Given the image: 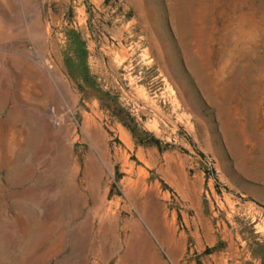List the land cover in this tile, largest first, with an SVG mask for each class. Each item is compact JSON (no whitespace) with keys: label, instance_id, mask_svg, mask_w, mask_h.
I'll list each match as a JSON object with an SVG mask.
<instances>
[{"label":"rangeland","instance_id":"1","mask_svg":"<svg viewBox=\"0 0 264 264\" xmlns=\"http://www.w3.org/2000/svg\"><path fill=\"white\" fill-rule=\"evenodd\" d=\"M130 259L264 264V0H0V264Z\"/></svg>","mask_w":264,"mask_h":264},{"label":"bare ground","instance_id":"2","mask_svg":"<svg viewBox=\"0 0 264 264\" xmlns=\"http://www.w3.org/2000/svg\"><path fill=\"white\" fill-rule=\"evenodd\" d=\"M144 212H146V211H144ZM145 214H146V213H144V215H145ZM146 217H147V214H146ZM148 217H151V216L149 215ZM152 217H153V216H152ZM149 220H150V218H149ZM151 220H152V219H151ZM145 221H146V220H145ZM154 222H155V221H154ZM151 223H152V222H151ZM151 223H150V224H151ZM137 224H138V223H137ZM146 224H147V223H146ZM152 224H153V223H152ZM152 224H151V225H152ZM148 225H149V223H148ZM154 225H155V224H154ZM140 226H141V224H140ZM152 227H153V226H152ZM152 227H151V229H152ZM157 227H159V226H157ZM141 229H142V227H141ZM156 229H158V228H156ZM137 230H138V229H137ZM151 231H152V230H151ZM155 231H156V230H155ZM110 233H112L111 230H110ZM113 233H114V232H113ZM140 233H141V231H140ZM150 233H151V232H150ZM154 233H155V232H154ZM105 234H106V233H105ZM137 234H138V232H137ZM141 234H142V233H141ZM147 234H148V233H147ZM106 235H107V234H106ZM106 235H105V236H106ZM135 235H136V232H135ZM153 235H154V234H153ZM103 236H104V235H103ZM105 236H104V237H105ZM110 236H111V234H110ZM116 236H117V235H116ZM140 236L142 237V235H140ZM118 237H119V236H118ZM141 237H140V238H141ZM145 237H147V236H145ZM148 237H149V236H148ZM105 238H106V237H105ZM107 238H108V237H107ZM140 238H139V239H140ZM115 239H116V238H115ZM139 239H138V240H139ZM143 239H144V238H143ZM117 240H118V239H117ZM136 240H137V239H136ZM136 240H135V242H136V244H138V243H137L138 240H137V241H136ZM140 240H141V239H140ZM145 240H146V239H145ZM145 240H144V241L142 240V241L145 242ZM115 241H116V240H115ZM129 241H130V240H129ZM131 241H132V239H131ZM131 241H130V242H131ZM126 242H127V241H126ZM126 242H124V243H126ZM135 242H134V243H135ZM143 242H142V243H143ZM148 242H149V241H147V242H145V243L147 244ZM117 243H118V242H117ZM114 244H115V243H114ZM130 244H131V243H130ZM139 244H140V243H139ZM146 244H145V245H146ZM152 244H153V243H151V245H152ZM112 245H113V244H112ZM115 245H116V244H115ZM126 245H129V244L127 243ZM148 245L150 246L149 243H148ZM135 246H136V245H135ZM135 246H134L132 249H134ZM138 246H140V245H138ZM149 246H147V247H149ZM152 246H153V245H152ZM130 247H131V246H130ZM144 247H145V246H144ZM111 248H112V247H111ZM116 248H117V247H116ZM116 248L114 247L115 250H116ZM138 248H139V247H138ZM139 249H140V248H139ZM134 250H136V248H135ZM137 250H138V249H137ZM137 250H136V251H137ZM145 250H146V249H145ZM153 250H154V249H153ZM127 251H128V250H127ZM147 251H148V250H146V252H144V253H147ZM138 252H139V251H138ZM141 252H142V249H141ZM148 252H149V251H148ZM129 253H131V252H129ZM133 253H134V252H132V255H134ZM136 253H137V252H136ZM142 253H143V252H142ZM142 253H141V254H142ZM144 253H143V254H144ZM127 255H128V253H127ZM135 255H136V254H135ZM136 256H137V255H136ZM144 256H145V255H144ZM125 257H126V256H125ZM128 257H129V255H128ZM142 257H143V256H142ZM147 257H148V256H147ZM123 258H124V257H123ZM132 258L134 259L135 257H132ZM145 258H146V257H144V259H145ZM135 259L137 260V258H135ZM121 260H122V259H121ZM123 260H124V259H123ZM128 260H129V259H128ZM138 260L140 261V258H138ZM146 260L148 261V259H146ZM130 261H131V259H130ZM133 261H134V260H133ZM133 261H131V262H133ZM141 261H142V260H141ZM159 261H160V260H159ZM125 262H126V261H125ZM137 262H138V261H137ZM123 263H124V262H123ZM126 263L128 264V262H126ZM133 263H134V264H137V263H135V262H133ZM143 263H144V262H143ZM143 263L141 262V264H143ZM129 264H130V263H129ZM139 264H140V263H139ZM146 264H147V263H146ZM148 264H149V262H148Z\"/></svg>","mask_w":264,"mask_h":264}]
</instances>
